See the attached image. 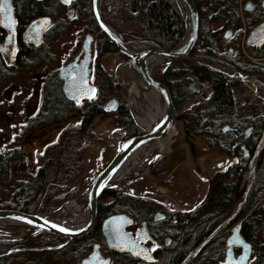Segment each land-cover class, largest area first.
Here are the masks:
<instances>
[{
	"label": "flooded vegetation",
	"instance_id": "obj_1",
	"mask_svg": "<svg viewBox=\"0 0 264 264\" xmlns=\"http://www.w3.org/2000/svg\"><path fill=\"white\" fill-rule=\"evenodd\" d=\"M23 1L0 0V5L6 2L10 7L12 18V27H9L7 9L0 7V21H3L0 23V80L32 65H43L45 68L39 73L42 78L40 88L45 87L49 101L46 106L42 105L40 94H37V104L27 110L23 142L9 156H0V167L5 166L8 171L10 159H20L22 155L21 164L29 169L32 175L30 180L33 181L39 178L40 172L43 175L48 173V169L43 168V151L59 143L63 133H69V136L75 134L73 132L71 135V129L75 131V127L70 126L71 121H76L79 130L85 132L87 127H101L111 119L126 135V127L121 122L124 105L117 96L107 97L108 77L119 88L122 82L118 80L117 66L112 73L105 65L104 58L117 56L120 58L118 65L128 55L101 29L93 9L94 0H36L38 10L31 17L23 14ZM105 1L99 0L100 12L110 23L106 17L111 13L105 9ZM129 6L131 12H136L133 3L129 2ZM179 6L184 16L180 3ZM60 13L63 14L62 18L58 17ZM36 19L38 22L33 26ZM218 22L221 25L217 28L212 25L217 42L213 52L195 47L196 40L188 55L199 62L178 58L186 60L184 65H173V70L178 69L181 75L168 71L175 60L168 65H160V73H155L161 80L160 76H163L165 79L162 81L171 87L175 104L183 95L184 101H190L194 94L200 92V97L192 104L200 107L197 128L189 121L183 123L189 139L194 135H204L205 146L213 148L219 155L211 160L213 163L219 162V165H212L209 157L202 159V167L197 158L194 164L208 177V192L213 185L223 187V183L233 191L234 200L227 216L220 223L203 227L197 233L190 223L193 219L188 216L193 208L164 206L156 209L153 208L156 202L153 198L129 194V208L117 209V194L103 192L98 198L95 224L83 235L68 237L48 230L23 236L4 237L0 234V264H168L171 258L173 262L170 264H221L227 255L228 238L238 224L240 235L251 248L245 264H264V0H240L239 16L233 25L228 26L226 19ZM113 26L128 44L120 30ZM218 41L228 43L227 50H220ZM56 42L58 46L53 53L51 47ZM201 51L202 59L196 56ZM190 62L226 75L232 98L229 110L211 106L209 99L214 87L208 80L194 74ZM191 75L196 80L185 82L184 79ZM193 82L197 83V91L192 88ZM201 87L207 91L203 92ZM56 94L62 97L61 103L53 104ZM192 105L182 111L188 112ZM190 143L196 156V148ZM248 171L251 177L244 198L238 208L231 212ZM24 188L27 186L19 181L12 199L7 201L8 208L30 213H51L60 207L52 208L51 205L68 197L71 200L75 192L74 188H62L53 180L37 187L34 192L35 187H31L27 194L22 192ZM118 213L127 217L116 218L106 226L112 235L109 241L103 225L108 217ZM222 227L228 234L221 257L219 240L215 241L211 251H208L207 243ZM6 228L14 233L21 230L10 225ZM125 246H133V250L140 253L122 250L121 247ZM242 249L241 245L233 246L234 256L237 257ZM148 256L153 259H148Z\"/></svg>",
	"mask_w": 264,
	"mask_h": 264
},
{
	"label": "trees",
	"instance_id": "obj_2",
	"mask_svg": "<svg viewBox=\"0 0 264 264\" xmlns=\"http://www.w3.org/2000/svg\"><path fill=\"white\" fill-rule=\"evenodd\" d=\"M196 1L200 10V29L195 47H202L206 52L211 53L217 45L216 31L212 29L213 22L226 19L228 26L233 25L235 19L239 16L240 0ZM129 2L133 3L137 10L136 12L129 10ZM103 3L105 9L112 14L107 15L106 19L120 30L123 38L136 50L155 46L170 48L179 41L183 34L184 16L176 0H153L150 2L148 0H107ZM37 10L38 2L36 0L23 1V14L31 17ZM106 39L114 45V42L110 38L106 36ZM185 63L186 60L184 59H176L168 71L177 76L181 75L182 72L178 69L173 70V65H184ZM190 64L197 77L200 76L202 79L208 80L214 87L213 94L209 99L211 106L215 109L229 110L232 107V98L228 83L226 82V75L194 62H190ZM160 78L162 80L165 79L163 76H160ZM107 81L109 83L107 97L117 96L124 105L121 122L126 127L127 133L125 136L142 133L143 130L134 122L128 105L124 101L122 90L119 86L114 85L115 83L111 78L108 77ZM177 85L180 86V83L178 82ZM188 91L191 92L190 89ZM184 98L183 95L176 101L177 107L181 105ZM61 99L62 97L56 94V97L53 98V104L61 103ZM187 111H181L178 114V118L182 121H189L194 128H197L200 107L194 104ZM82 149L83 147L78 144L77 136L68 137L64 143H60L53 150L52 159L54 160L47 164L46 161L45 165H43L44 169H48V173L43 175V172H40L38 179L22 181L21 185L27 186L22 192L27 194L30 192L31 187H35L33 189L34 192L37 187L45 186L50 180L57 183H65L75 178L82 167V160L80 158ZM164 163V155L156 158L151 164L152 174H163L165 172L163 170ZM6 172L7 168L3 166L0 170V177H6L4 175ZM222 185L223 187L213 185L204 199L188 213V216L193 219L190 222L191 226L197 233L202 231L203 227L214 226L220 223L227 216L229 207L234 200V193L228 184L223 183ZM104 192L107 194L115 192L117 194V200L119 201L117 209L127 210L129 208L128 197L130 195L113 186L107 187ZM7 206V201L0 202V208H7ZM28 211H33V209H28ZM227 234L228 232L222 227L207 243L209 247L208 251H211L214 248L215 241L219 240V256L222 257L224 255V242ZM258 257L259 259L261 258L260 255ZM170 262H173L172 258L168 264Z\"/></svg>",
	"mask_w": 264,
	"mask_h": 264
},
{
	"label": "rangeland",
	"instance_id": "obj_3",
	"mask_svg": "<svg viewBox=\"0 0 264 264\" xmlns=\"http://www.w3.org/2000/svg\"><path fill=\"white\" fill-rule=\"evenodd\" d=\"M62 16V13L58 15L59 18H62ZM220 25L221 22H213L214 28H217ZM64 40L67 41L65 38ZM57 46L58 42L52 45L51 50L53 53H55L54 49H56ZM218 46L220 50L222 49V51H225L229 45L226 42L221 43L218 41ZM202 55L203 53L201 51L196 56H199V58L202 59ZM119 59L120 58L117 56H108L104 58L105 65L112 73L115 66H117L116 64ZM164 64L162 66H164ZM159 66L160 65L154 67V71H156L157 74L160 73L162 69H159ZM44 68L45 67L43 65H32L26 70L21 69L15 71L13 74L6 76L5 79L0 80V156H9V154H11L13 150H15V148L23 142L22 139L24 138V123L27 119V110L33 108L34 105L37 104V94H40L42 105L46 106L48 104L49 100L45 87L42 89L40 88L42 78L39 73L41 70H44ZM121 71L131 74L127 68L118 69V74ZM184 80L185 82H191L196 79L193 75H191V77ZM120 85L124 101L128 105L135 123L140 127V123L136 120V117L134 116L135 114L132 112V106L128 100L124 86L122 83ZM201 90L203 92L207 91L204 87H201ZM197 97H200V92L194 94L190 101L183 100L181 105L177 107L179 110L178 113L191 106L193 102L197 100ZM178 120L185 129L183 121L179 118ZM75 123L76 121L70 122V126L73 125L75 127V131L71 129V135L75 132L73 136H77V139L79 138L78 144L83 147L80 155L82 167L79 174L75 178L70 179L65 183L58 184L62 188H74L75 192H73V195L71 196L72 198L83 192V189L90 184L96 173L113 156L116 149V137L125 136V134L123 135L124 130L118 129V123H114L111 119L101 127L96 128L91 125L87 127L85 132L79 130V124L76 123V125ZM140 128L142 129V127ZM68 134L69 133L65 135V133H63L59 138V143L50 146L43 151L42 157L44 158V165L46 161L47 164L48 162L54 160L52 159L53 150L60 143H64L66 139L70 137ZM187 142L190 145V142H192V146L196 148V156L192 151L193 161L197 158V162L200 163L201 167L203 165L202 159L204 157H209L210 160H215L219 156L213 148L205 146L204 135H194L191 139H188ZM161 155L165 156V163L163 166V170L165 172L163 174L154 175L151 171V164ZM21 158H23L22 155H20V159L11 158L7 171L8 173L6 172V174H4L6 177H0V202H6L12 199V195L16 190L19 181L22 182L32 179L29 169H27L24 164H21ZM197 171L202 174L198 169ZM250 177V172L248 171L243 187L238 191L236 199L232 205L231 212L238 208L244 198V191L250 181ZM121 184V186L115 185V187H118L121 191L126 190L135 195L138 194L139 196H148L153 198L156 201L153 204V208L156 209H161L164 206L171 208L192 209L203 200L209 188V183L192 176L191 172H189L186 167L183 149L175 146L171 147L169 151L156 156L149 165L148 173H137L128 176ZM112 185L114 186V184ZM66 200H70V197L62 201H58L51 206L52 208L59 207L63 205ZM15 227L22 228V226Z\"/></svg>",
	"mask_w": 264,
	"mask_h": 264
},
{
	"label": "water",
	"instance_id": "obj_4",
	"mask_svg": "<svg viewBox=\"0 0 264 264\" xmlns=\"http://www.w3.org/2000/svg\"><path fill=\"white\" fill-rule=\"evenodd\" d=\"M178 1L183 8L185 17V31L181 40L170 49L163 47H149L140 50L132 49L122 39L115 27L103 18L100 12L99 0L93 1L94 13L101 29L115 41L122 52L128 55L126 60L118 63L117 69L127 68L134 77L144 82L146 86L152 88L160 99L161 111L150 127L144 126L143 133L133 134L125 138L116 137V149L113 156L93 177L87 189L83 192L85 194L81 193L74 197L77 199L80 197L85 198L84 201L86 202L84 210L89 211L86 222L77 225L75 223L70 224L51 218V214L48 212L30 213L15 208H0V220H15L19 222L16 225H20L27 229L30 228L27 234L39 230H48L68 237L80 236L87 233L95 224L99 196L108 186L114 183L113 181L115 180V177L122 171L130 157L145 144L165 137L176 124H179L182 130V138L179 142L178 148H182L184 151L187 169L191 172L194 178H200L206 183L209 182L208 177L200 174L195 168L191 146L186 140V131L178 120L179 110L175 105L172 89L167 83L159 79L154 71L156 65H162L156 63L157 59L161 58L167 61L165 62L167 65L178 58H190L195 62H199L196 58L188 55L197 40L199 32L200 22L198 4L196 0ZM6 13L7 25L12 27L10 7L7 8ZM37 22L38 19L34 20L32 25L35 26ZM192 88L195 91L198 90L196 82L192 83ZM208 161L212 162L210 159H208ZM211 164L216 166L220 163L212 162ZM62 207L63 205L56 210H59ZM124 217H127V215L118 213L111 215L105 220L103 227L109 241L112 240V235L106 229V226L116 218ZM57 225H59V227H57ZM64 229H68L69 231H65ZM238 229L239 224L236 225L233 234L228 238L229 247L227 255L221 264H245L249 258L251 249L250 245L244 241ZM235 245H241L243 247L242 252L237 257L234 256L232 251V247ZM245 245L248 247L245 248ZM121 249L132 250L136 253L138 252V250H133V246H125L121 247Z\"/></svg>",
	"mask_w": 264,
	"mask_h": 264
},
{
	"label": "bare ground",
	"instance_id": "obj_5",
	"mask_svg": "<svg viewBox=\"0 0 264 264\" xmlns=\"http://www.w3.org/2000/svg\"><path fill=\"white\" fill-rule=\"evenodd\" d=\"M165 62L167 61L161 58L157 59L156 63L163 64ZM118 76L127 93L136 120L143 127H150L161 111L160 99L157 93L130 73L121 71ZM181 138V127L179 124H176L165 137L154 142H149L136 151L125 164L122 171L115 177L113 182L121 184L128 176L137 173H148L151 161L159 154L169 151L171 147H178ZM84 199V197L78 199L73 198L63 204L61 209L54 210L51 213L49 212V214H51V218L58 221L64 220L63 222L66 223L74 222L76 225L82 224L86 222L89 215V211L84 210L86 202ZM18 223L19 222L15 220H0V227H6L7 225L17 226L16 224ZM29 230L30 228L27 229L23 227L19 232H6L2 236H23L26 235Z\"/></svg>",
	"mask_w": 264,
	"mask_h": 264
},
{
	"label": "snow or ice",
	"instance_id": "obj_6",
	"mask_svg": "<svg viewBox=\"0 0 264 264\" xmlns=\"http://www.w3.org/2000/svg\"><path fill=\"white\" fill-rule=\"evenodd\" d=\"M65 2H68V0H65ZM0 7H2V8H5V9H7L8 8V5H7V3L5 2L4 4H2V5H0ZM3 21H0V23H2ZM77 103H79V100H77ZM57 227H59V225H57ZM65 231H69L68 229H64ZM153 247L155 248L156 247V245H153ZM248 246L247 245H245V248H247ZM147 250H145V252H146ZM148 259H153V257H151V256H148L147 257Z\"/></svg>",
	"mask_w": 264,
	"mask_h": 264
}]
</instances>
